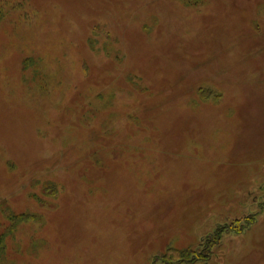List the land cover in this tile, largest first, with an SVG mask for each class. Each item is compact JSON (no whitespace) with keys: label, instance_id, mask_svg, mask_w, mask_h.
<instances>
[{"label":"rangeland","instance_id":"rangeland-1","mask_svg":"<svg viewBox=\"0 0 264 264\" xmlns=\"http://www.w3.org/2000/svg\"><path fill=\"white\" fill-rule=\"evenodd\" d=\"M0 264H264V0H0Z\"/></svg>","mask_w":264,"mask_h":264},{"label":"trees","instance_id":"trees-1","mask_svg":"<svg viewBox=\"0 0 264 264\" xmlns=\"http://www.w3.org/2000/svg\"><path fill=\"white\" fill-rule=\"evenodd\" d=\"M23 219H24V218H23ZM23 219H22V220H23Z\"/></svg>","mask_w":264,"mask_h":264}]
</instances>
